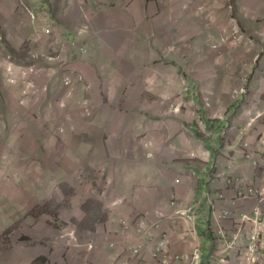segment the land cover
<instances>
[{
    "label": "crops",
    "instance_id": "crops-1",
    "mask_svg": "<svg viewBox=\"0 0 264 264\" xmlns=\"http://www.w3.org/2000/svg\"><path fill=\"white\" fill-rule=\"evenodd\" d=\"M49 1L30 12L39 31L36 42L44 48L52 42L54 55L71 61L82 54L87 59L90 118L75 114V126L83 124L74 132L83 137L86 153L101 154L107 173L105 181L90 182L81 194L73 187L69 201L80 210L71 216L84 222L89 200L97 199L98 219L80 225L75 244L52 239L47 251L52 264H193L187 258L194 250H200L195 264H247L228 248L254 232L255 225L245 222V236L236 237L241 217H253L256 208L257 264H264V203L258 201L264 193V62L253 66L251 61L238 85L232 66L217 88L215 71L211 81L188 82L190 95L178 88L172 96L133 82L138 68L129 59L149 56L152 64L159 57L157 24L164 39H171L170 9L192 5L183 0ZM104 73L110 75L106 82L100 81ZM124 73L126 81L114 77ZM188 83L160 86L187 88ZM71 105L75 110L78 102ZM163 239L167 259H152Z\"/></svg>",
    "mask_w": 264,
    "mask_h": 264
},
{
    "label": "rangeland",
    "instance_id": "rangeland-1",
    "mask_svg": "<svg viewBox=\"0 0 264 264\" xmlns=\"http://www.w3.org/2000/svg\"><path fill=\"white\" fill-rule=\"evenodd\" d=\"M41 2L43 6L48 0H0V264H52V253L47 252L52 239L75 244L72 239H79L80 227L98 219L97 199H88L91 211L84 222L78 224V216H71L80 210L69 201L73 187L81 194L85 185L107 178L101 154L86 153L83 137L74 132L83 124L75 126L79 118L75 114L90 118L84 80L87 59L82 54L71 61L54 55L52 42L47 41L45 48L37 44L39 31L37 23L30 22V12ZM183 4L191 9H170L171 39H164L157 24L159 57L152 64L149 56L129 59L138 68L136 79L132 78L137 85L162 89L164 82L211 81L217 71L212 80L217 88L232 66L238 85L251 61L253 66L264 62V0H183ZM183 36L185 41H179ZM125 76L114 77L126 81ZM109 77L105 74L100 81ZM179 84L157 91L173 96L183 88L182 95L191 94L190 83L187 88ZM143 92L141 96L148 97ZM73 100L78 102L76 111Z\"/></svg>",
    "mask_w": 264,
    "mask_h": 264
},
{
    "label": "built area",
    "instance_id": "built-area-1",
    "mask_svg": "<svg viewBox=\"0 0 264 264\" xmlns=\"http://www.w3.org/2000/svg\"><path fill=\"white\" fill-rule=\"evenodd\" d=\"M259 203H264V193H262L258 198ZM260 215V211L258 208L254 210V216L249 217L247 215H244L241 217V223L238 229V233L236 237H239L238 235L241 234L243 237L245 236L244 231V224L245 222H252L255 225L254 232L250 233L247 238H245V241L239 245L236 246L234 243H230L228 250L232 252V255L237 254V259L244 258L247 262V264H257L260 260V249L258 248L260 246V222L258 220V217ZM243 224V225H242ZM167 242L165 239L161 240L156 248L152 251V257H156L158 259L166 260L167 255L165 254ZM91 248V245L89 246ZM135 253H138V250H135ZM187 260H192L191 262L195 264L200 260V250H194L192 255L187 258Z\"/></svg>",
    "mask_w": 264,
    "mask_h": 264
}]
</instances>
